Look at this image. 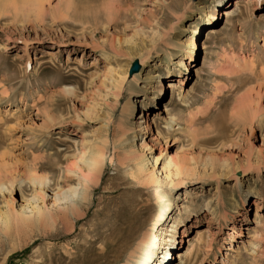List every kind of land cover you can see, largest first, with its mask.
<instances>
[{
    "label": "rangeland",
    "instance_id": "1",
    "mask_svg": "<svg viewBox=\"0 0 264 264\" xmlns=\"http://www.w3.org/2000/svg\"><path fill=\"white\" fill-rule=\"evenodd\" d=\"M29 3L0 6V173L24 180L23 194L0 193V210L17 212L10 231L0 226V264H113L126 236L146 231L168 202L157 240L174 228L179 241L184 229L188 237L163 264H179L177 253L192 245L190 264H264V0H49L42 10ZM170 80L173 90L155 93ZM130 100L142 118L122 129ZM152 111L159 133L149 127ZM91 144L102 149L104 168L66 231L52 195L57 182L78 184L69 172L79 173L75 158ZM144 156L157 158L144 168L146 180L159 178L150 188L132 174ZM175 164L186 169L179 176ZM33 176L49 182L38 203L54 226L19 216ZM181 206L197 216L187 221Z\"/></svg>",
    "mask_w": 264,
    "mask_h": 264
},
{
    "label": "bare ground",
    "instance_id": "2",
    "mask_svg": "<svg viewBox=\"0 0 264 264\" xmlns=\"http://www.w3.org/2000/svg\"><path fill=\"white\" fill-rule=\"evenodd\" d=\"M3 1H5V3L8 2V0H3ZM45 1L48 2L49 0H28V2H30L29 3L30 5H33L34 8H35V6H36V8L38 7L37 9H39V10H42L44 8ZM22 2L23 1H21V3ZM2 3H0V6L5 7V3L4 4H2ZM70 5L68 3L69 9L71 8ZM73 5L77 7V6H79V2H78V5H75V4H73ZM235 5H236V3H235ZM68 6H66V7L68 8ZM29 7H27V8H29ZM68 12L69 11H67V9H66V11L64 12V15ZM207 15H209V14H207ZM53 17L54 18L51 17L52 20L57 21L58 18L55 15H53ZM39 18H41V17L36 18V20L42 21V19H39ZM64 20H66V19H64ZM59 24H61V25L64 24L65 26H68V25H66L67 22L65 23V21H63V19H62V21H59ZM204 47H205V43H203V45H202L203 49H204ZM193 57H194V52L192 50H189V54L187 55V57L185 59L186 60L187 59L192 60ZM185 59L178 60V66L179 67H186V63L184 61ZM144 63H145L144 59H142L141 64L144 65ZM168 74L169 75L166 76V79H168V78L171 79L173 77L171 75V70H168ZM174 87H175L174 80L168 81L166 88L163 85V82L160 81L159 87L156 88L155 93H157V92L161 93V95H160V97H161V96L165 95V90H173ZM154 99L156 101L154 104H156L157 100L159 99V96L157 97V96H155V94H153L151 102H154ZM178 105L179 104H177V106ZM156 107H157V104H156ZM123 114H124V117L122 116L123 119L121 120V123L119 125L122 129H124L126 127L127 123L132 118H134V119H136L137 117H138V119L142 118L141 112L140 113L138 112V108L136 110V105L134 104V101H132V100H130L126 104V106L124 108V113H122V115ZM256 115H257V113H254L253 118H255V117L257 118ZM150 116H152V118H150L151 124H149V127H151V128L155 127L157 133H159L158 122L160 119H159V117H157L158 115H156L155 111H152V113H148V118ZM263 116H264V114H262V115L260 114V117H258V124L260 126H262L264 124V120L260 119ZM169 122L170 123L168 124V126L173 127V125L176 124V117L171 116L169 119ZM137 127L139 128L138 131H140L141 129H144V130L147 129V128H143L141 123H138ZM98 147L99 146L97 144H91L89 146V150H85L83 153H81V155L79 157L76 156L77 154L75 155L76 156L75 160L76 159L78 160V161L76 160L77 162L75 163V167L77 168L79 173H77L75 171H70L69 174L76 176L78 178V180H77L78 184L77 185H69L68 184L67 188H64V187L62 188V186H61L62 184L60 185L58 182L56 184L57 189L54 190L55 193L53 192L54 194L52 195V198H54L53 203H52V207L55 209H58L61 212V216L59 217V219H61L62 222H64L65 225L68 226L66 231L71 229V226L73 224V222H71V221L81 217V215L83 214L82 213L83 208L84 207L86 208V206L90 205L89 203H91L90 197H91L92 189L95 186H97L99 181H100L101 174L103 171L102 169L104 168L103 167V163H104V160H103L104 156L103 155L104 154H102L103 151L101 152L102 149L100 150ZM144 148L145 147H143V144H141L140 149H144ZM144 158H145V156L142 157L141 159L135 157V160H134V165H135L134 170L135 171L132 174H134L135 179L138 180V182L144 188H150V187H152L155 180L157 182L159 178L155 179V174L153 172L152 173V176H153L152 179L146 180L145 174H144V168L149 163L150 164L154 163L153 165L155 167L156 163H157V158H154V157H150L149 159L148 158L144 159ZM214 158H215V156L213 154H208L206 157V159L208 161H211V162L214 160ZM191 160L193 161L195 159L192 157ZM171 163L172 162H169V164H171ZM208 164H210V163H208ZM185 170L186 169L184 168V166H181L180 164H175L174 176L181 175L182 172ZM1 173H0V193L2 195H5V194L11 195L16 187L18 188V191L21 194H23V192H24V188H23L24 180H20V181L16 182L17 180L15 181V179H13L16 176L15 177L13 176V178L9 176L10 178H7V177L3 176V174H4L3 173L2 174L3 177H2ZM28 180L32 184L33 192L31 195V200H28V202H26L27 204L25 206L24 205L22 206V208L19 212V216L21 217V219L24 223H27V222L35 223V224L36 223H40V224L43 223L46 226L47 225L54 226L57 221L53 217V214L51 213V211H49L48 208H42L41 204L38 203L39 201H42V203L44 204L45 196H46V194H49L50 187H49L48 180L45 178L36 177V176H33V177L29 178ZM16 183H18L17 186L15 185ZM257 196L259 197L258 198L259 200H255V203H253V205L256 206L255 219L260 218L259 212L262 211L261 210V202L259 203V201H261V199H262V192H258ZM43 206H45V205H43ZM170 208H171V203L168 202L165 206H163L159 210V214H158L156 220L153 223H151L150 227H149V225H146V224L143 226V229H146V231H143L142 234L139 235L138 230H137L134 233H130L129 235H127L126 238L124 239V243H123L121 249L116 253V256L114 257L115 261L113 264H120V263H123V264H163L167 255L168 254L170 255V253L173 251V248H171V246L173 247V245L175 243H178V247L176 249H179L180 248L179 243L182 242L183 238L188 237L186 229L183 230L182 239L180 241L176 237V228H174L173 234L170 237H168L167 239L163 237L160 240H157V238H156L157 237L156 233L161 228L162 222L164 221V218H165V215L167 212H169ZM178 209L179 210L184 209V212H185V218L184 219H186L187 221H190V218L197 216L196 209H191L189 207L182 208V206L178 207ZM27 210H30L29 214L26 212ZM13 215H17V212H13V213H11L10 211L9 212H2L0 210V226L2 227L1 231L3 233H7L8 231H10L11 225H13L12 224V220H13L12 216ZM196 221H197V219H196ZM181 222H184V221L182 220ZM181 226H184V224H182ZM163 230L167 231L166 229H163ZM242 233H243V228L242 229L240 228V231L238 232V235L236 234V236L234 237L233 242H236L235 239L241 237L243 235ZM229 251L234 252V250H232V248H229ZM193 252H194V246L192 245L191 248L187 251V253L185 255H181L180 253H177L176 258L179 259V261H180L179 264H190V263H192V261L196 259V256L194 257L195 254L193 255ZM168 261H170V260L168 259Z\"/></svg>",
    "mask_w": 264,
    "mask_h": 264
},
{
    "label": "water",
    "instance_id": "3",
    "mask_svg": "<svg viewBox=\"0 0 264 264\" xmlns=\"http://www.w3.org/2000/svg\"><path fill=\"white\" fill-rule=\"evenodd\" d=\"M139 70V65L137 62L134 63V65L132 66L131 72L135 73Z\"/></svg>",
    "mask_w": 264,
    "mask_h": 264
}]
</instances>
